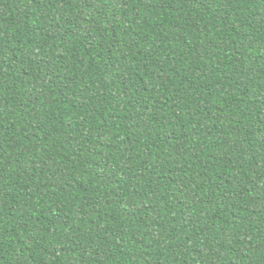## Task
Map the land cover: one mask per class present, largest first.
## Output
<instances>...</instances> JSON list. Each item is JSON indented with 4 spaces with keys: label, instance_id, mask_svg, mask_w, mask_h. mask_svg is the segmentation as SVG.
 <instances>
[{
    "label": "trees",
    "instance_id": "trees-1",
    "mask_svg": "<svg viewBox=\"0 0 264 264\" xmlns=\"http://www.w3.org/2000/svg\"><path fill=\"white\" fill-rule=\"evenodd\" d=\"M0 264H264V0H0Z\"/></svg>",
    "mask_w": 264,
    "mask_h": 264
}]
</instances>
